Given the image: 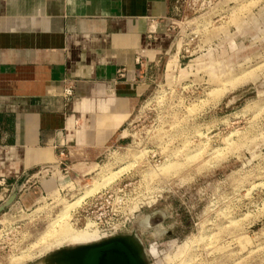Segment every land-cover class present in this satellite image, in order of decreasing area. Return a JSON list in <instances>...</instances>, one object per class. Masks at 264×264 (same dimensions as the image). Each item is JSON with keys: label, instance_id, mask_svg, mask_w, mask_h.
I'll return each instance as SVG.
<instances>
[{"label": "rangeland", "instance_id": "rangeland-1", "mask_svg": "<svg viewBox=\"0 0 264 264\" xmlns=\"http://www.w3.org/2000/svg\"><path fill=\"white\" fill-rule=\"evenodd\" d=\"M174 5L175 47L126 143L0 215V264H40L99 233L137 236L148 264H264V0Z\"/></svg>", "mask_w": 264, "mask_h": 264}, {"label": "crops", "instance_id": "crops-1", "mask_svg": "<svg viewBox=\"0 0 264 264\" xmlns=\"http://www.w3.org/2000/svg\"><path fill=\"white\" fill-rule=\"evenodd\" d=\"M174 16V0H0V180L59 160L82 174L124 145L149 73L175 47ZM59 183L41 179L5 214Z\"/></svg>", "mask_w": 264, "mask_h": 264}, {"label": "water", "instance_id": "water-1", "mask_svg": "<svg viewBox=\"0 0 264 264\" xmlns=\"http://www.w3.org/2000/svg\"><path fill=\"white\" fill-rule=\"evenodd\" d=\"M11 198L6 206L12 203ZM40 264H148L141 241L133 235H118L97 243L58 250Z\"/></svg>", "mask_w": 264, "mask_h": 264}, {"label": "built area", "instance_id": "built-area-1", "mask_svg": "<svg viewBox=\"0 0 264 264\" xmlns=\"http://www.w3.org/2000/svg\"><path fill=\"white\" fill-rule=\"evenodd\" d=\"M122 76H124L123 73ZM74 91H75L74 85H70V84L66 85L64 88L65 97H69V98L72 97L74 95ZM113 150L114 149H108L103 155V157L106 158V156L109 155ZM71 169H72L71 165L67 164L65 160H59L55 165L46 166L39 169L36 173H34L32 176L27 177L25 181H22L18 185H10L5 180H0V209L3 206H5L11 198H14L10 205L6 206L3 210L0 211V215L5 214L4 211L7 208H10L13 204L19 203V199L21 195L24 194V192L29 187L35 186L44 177H47L49 175L56 176V178L54 179H57L58 177L57 180H59L60 184H62L61 183L62 179H60V176L63 174L67 176L69 174V170ZM66 176H64V179L66 178ZM97 236L102 241L113 237V236L108 237L106 234H101V233H99Z\"/></svg>", "mask_w": 264, "mask_h": 264}, {"label": "bare ground", "instance_id": "bare-ground-1", "mask_svg": "<svg viewBox=\"0 0 264 264\" xmlns=\"http://www.w3.org/2000/svg\"><path fill=\"white\" fill-rule=\"evenodd\" d=\"M118 173H119V172H118ZM118 173H116V174H118ZM114 175H115V174H113V176H114ZM108 180H109V179H107V181H108ZM105 181H106V180H103V182H105ZM107 181H106V182H107ZM96 187H97V186H96ZM97 188H98V187H97ZM93 190H95V189H93ZM90 192H93V191H89V192H87V193L89 194ZM90 194H91V193H90ZM73 205H74V204H71V205H69L68 207H71V206H73ZM155 215H156V214H155ZM147 218H148V217H147ZM150 219H151V216H150ZM148 220H149V219H148ZM148 220H145V219H144V221H142V222H145V221H146L145 223H147ZM144 226H145V225H144ZM147 226H148V225H147ZM160 228H161V227H160ZM162 230H163V229H161V231H162ZM136 237H137V236H136Z\"/></svg>", "mask_w": 264, "mask_h": 264}]
</instances>
